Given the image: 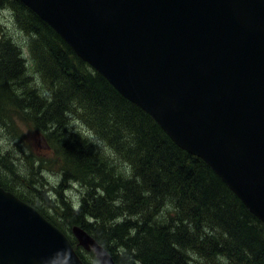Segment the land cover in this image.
I'll list each match as a JSON object with an SVG mask.
<instances>
[{"label": "trees", "instance_id": "16d2710c", "mask_svg": "<svg viewBox=\"0 0 264 264\" xmlns=\"http://www.w3.org/2000/svg\"><path fill=\"white\" fill-rule=\"evenodd\" d=\"M5 5L35 35L30 49L42 86L26 75L19 45L1 38L0 121L11 133L20 121L50 146L62 177L53 187L57 219L41 205H48L47 193L31 199L13 187L2 173L10 160L1 154L0 186L69 236L65 227L87 230L117 264H264V222L213 168L177 145L21 0H0ZM19 77L31 85L15 93ZM72 121L88 134L74 131ZM76 183L85 188L78 209L65 191Z\"/></svg>", "mask_w": 264, "mask_h": 264}, {"label": "water", "instance_id": "95a60500", "mask_svg": "<svg viewBox=\"0 0 264 264\" xmlns=\"http://www.w3.org/2000/svg\"><path fill=\"white\" fill-rule=\"evenodd\" d=\"M264 222V0H21ZM78 245L117 264L87 230ZM0 264H85L0 186Z\"/></svg>", "mask_w": 264, "mask_h": 264}, {"label": "rangeland", "instance_id": "374dc122", "mask_svg": "<svg viewBox=\"0 0 264 264\" xmlns=\"http://www.w3.org/2000/svg\"><path fill=\"white\" fill-rule=\"evenodd\" d=\"M19 21L15 17V11L8 5L0 7V39H12V42L17 43L21 48L23 59L26 64V75L36 79L35 81L39 86L41 85V75L36 71L31 52V42L35 35H31L26 30L21 28ZM23 27V26H22ZM23 79V80H21ZM20 84L15 83V93L24 92L31 83L24 77H19ZM9 110V109H8ZM8 114V113H7ZM9 115V114H8ZM6 121V117L3 118ZM10 123V122H8ZM16 125L13 126V132H9L8 128L0 121V154L6 155L10 163L2 169V173L11 180L13 187L22 193H26L32 199L33 193L45 192L47 193L48 205H41L46 209L45 211L54 218L57 215L56 211H60L59 199L55 194V186L61 182V172L55 168L51 148L45 138L35 131V129L22 124L20 121H15ZM77 125V126H76ZM71 128L74 131H80L88 134V128L78 127V123L71 122ZM95 139V137H92ZM103 145L102 142H98ZM107 151L109 148L106 146ZM44 159L41 168L37 169L39 165L38 159ZM18 172V175L16 174ZM15 175V179L13 178ZM10 184V183H9ZM53 187L55 189H53ZM66 193L72 199L71 201L76 205L74 209L81 203L85 188L81 184L76 183L71 185L70 189H65ZM65 193V194H66ZM54 203V204H53ZM57 219V218H56ZM75 242L73 234V227H65ZM77 244V243H76ZM82 246V245H81ZM81 254L90 264H101L93 250H88L83 246Z\"/></svg>", "mask_w": 264, "mask_h": 264}]
</instances>
